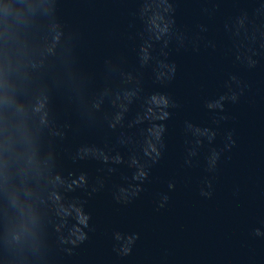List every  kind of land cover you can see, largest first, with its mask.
Masks as SVG:
<instances>
[{"label": "water", "instance_id": "95a60500", "mask_svg": "<svg viewBox=\"0 0 264 264\" xmlns=\"http://www.w3.org/2000/svg\"><path fill=\"white\" fill-rule=\"evenodd\" d=\"M0 264H264V0H0Z\"/></svg>", "mask_w": 264, "mask_h": 264}]
</instances>
